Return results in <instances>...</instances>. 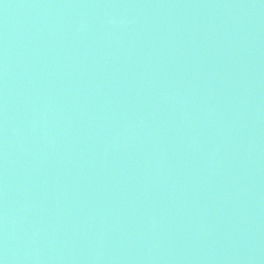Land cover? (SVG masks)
Returning <instances> with one entry per match:
<instances>
[{"label":"water","instance_id":"obj_1","mask_svg":"<svg viewBox=\"0 0 264 264\" xmlns=\"http://www.w3.org/2000/svg\"><path fill=\"white\" fill-rule=\"evenodd\" d=\"M0 264H264V0H0Z\"/></svg>","mask_w":264,"mask_h":264}]
</instances>
